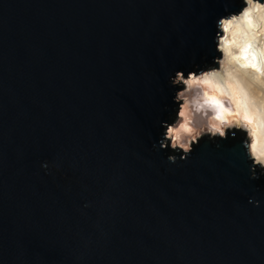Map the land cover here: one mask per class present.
I'll list each match as a JSON object with an SVG mask.
<instances>
[{
	"label": "water",
	"instance_id": "95a60500",
	"mask_svg": "<svg viewBox=\"0 0 264 264\" xmlns=\"http://www.w3.org/2000/svg\"><path fill=\"white\" fill-rule=\"evenodd\" d=\"M224 8L0 0V264H264L242 135L158 145L169 76L211 61Z\"/></svg>",
	"mask_w": 264,
	"mask_h": 264
},
{
	"label": "clouds",
	"instance_id": "9594fccd",
	"mask_svg": "<svg viewBox=\"0 0 264 264\" xmlns=\"http://www.w3.org/2000/svg\"><path fill=\"white\" fill-rule=\"evenodd\" d=\"M221 2L226 14L214 21L216 54L169 76L173 108L160 122L158 145L176 162L205 138L213 142L242 133L238 140L250 161V179L259 180L264 177V0ZM233 2L239 7L230 10Z\"/></svg>",
	"mask_w": 264,
	"mask_h": 264
},
{
	"label": "trees",
	"instance_id": "16d2710c",
	"mask_svg": "<svg viewBox=\"0 0 264 264\" xmlns=\"http://www.w3.org/2000/svg\"><path fill=\"white\" fill-rule=\"evenodd\" d=\"M240 135H243L242 133H237L236 136H240Z\"/></svg>",
	"mask_w": 264,
	"mask_h": 264
}]
</instances>
